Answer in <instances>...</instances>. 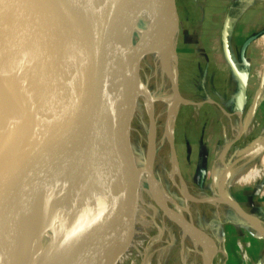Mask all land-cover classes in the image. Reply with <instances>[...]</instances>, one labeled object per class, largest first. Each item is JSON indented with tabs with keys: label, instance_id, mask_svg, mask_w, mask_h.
<instances>
[{
	"label": "water",
	"instance_id": "water-1",
	"mask_svg": "<svg viewBox=\"0 0 264 264\" xmlns=\"http://www.w3.org/2000/svg\"><path fill=\"white\" fill-rule=\"evenodd\" d=\"M168 1L170 8L167 14L161 15L162 23L156 27L164 39L153 46L154 28L149 35L135 41L130 23L121 27L128 0H0V25L9 23L14 26L13 41L0 69L3 94L0 117L7 110L22 77L42 64L56 67L76 91V107L56 115L45 127L44 133L53 149L52 158L22 174L8 172L3 175L0 172V264L39 261L41 235L43 229L53 223L55 213L49 186L58 172L67 173L70 186L79 179L97 182L110 199V203L102 204L99 211L86 213L80 230L74 227L69 254L89 234L94 235L93 250L114 243L118 247L124 246L123 238L134 223L136 211V194L132 185L139 178L138 161L130 139V123L138 97L141 96L144 102L151 95L148 83L140 75L142 59L146 55L152 64L149 73L152 78H160L155 74L156 67L151 59L153 52L160 54L161 66L162 62L170 61L171 68L176 71L178 11L176 0ZM163 19L170 22L168 29ZM228 27L227 16L221 30L222 48L227 62L236 71L228 51ZM253 38L250 36L244 41L241 56ZM236 74L235 113L240 115L246 100L247 74L245 71ZM175 81L176 93L180 95L177 75ZM146 112L148 150L149 135L151 131L155 132L156 122L148 109ZM240 124L243 129L247 127L242 122ZM243 129L229 141L226 149L239 138ZM263 147L264 139L242 155L236 157L237 150H233L226 161L222 159L223 170L215 197H220L222 204L232 208L264 239V227L226 191V182L236 163L244 157H253ZM154 157L152 154L149 158L144 174L149 193L158 205L160 198L168 208H173L154 188L151 189L157 180ZM0 159L3 163L9 159L1 147ZM179 176L183 179L180 172ZM84 186L82 182V189ZM76 192L81 191L77 189L71 193ZM84 197L92 198L89 194ZM180 216L179 221L168 219L211 243L204 264H214L218 251L214 238L194 222L190 212ZM134 244L135 241L132 247Z\"/></svg>",
	"mask_w": 264,
	"mask_h": 264
},
{
	"label": "bare ground",
	"instance_id": "bare-ground-1",
	"mask_svg": "<svg viewBox=\"0 0 264 264\" xmlns=\"http://www.w3.org/2000/svg\"><path fill=\"white\" fill-rule=\"evenodd\" d=\"M168 8H170L168 0H128L121 27L124 28L125 25L130 23L135 41L149 35L154 28L152 30L154 37L151 44L155 46L160 39H164L156 27L162 23V20H160L161 15L167 14ZM163 20L167 23L168 29L170 22L168 23V19ZM136 27L143 29L140 37ZM13 37L14 26L12 24L0 25V69L9 52ZM151 59L156 67L155 74H158L162 81L168 83L169 95L161 98L157 113L154 112V103L157 98L150 95L144 101V107L146 110L148 109L149 115L152 114V117L159 118L161 121L157 124L158 131L150 132L149 148L144 153L141 165L144 170L143 173L145 174L148 169L149 158L152 154L157 156L162 151H168L170 158L168 176L174 183H176V179L179 180L185 200H195L197 202L207 200L212 204L221 203L222 199L220 197L192 196L184 178L181 179L179 176L173 148V122L175 118L174 109L177 105H181L185 98L176 93L175 80L177 74L171 68L170 61L162 62L161 66V58L158 52H153ZM1 92L0 90V100L3 95ZM14 92L7 110L0 117V147L3 148L9 158L4 163L0 159V172L3 175L8 172L22 174L49 161L52 158L53 149L44 133L45 127L52 122L56 115L69 112L76 107V91L56 67L46 63L30 69L22 77L21 83L17 85ZM237 130L235 129V132ZM245 172L241 171L235 175L232 183L248 177L249 174L255 176V172L244 174ZM82 182L85 185L83 189ZM153 188L161 198L173 206V208H168L165 202L159 198L158 202L165 205L168 216L179 221L181 220V213L185 216L189 213V205L186 203L184 206L180 205L176 199L165 191L158 179L151 185V189ZM77 189L81 192L71 193L72 190L77 191ZM49 191L52 195V206L55 209L53 223L43 229L38 249L39 261H31V264H68L69 262L72 264H102V252L105 247L93 250L94 235L92 234L84 237L78 248L69 254L75 235L74 227L76 226L80 230L86 213L99 211L102 205L97 182L92 183L86 179H79L70 186L67 173L58 172L52 178ZM88 194L92 198L84 197ZM179 229L183 255L185 244L188 243L192 247L195 259L204 264L205 255L208 253L211 243L204 238L195 237L187 228L181 229L179 227ZM130 233L131 230H128L125 236L130 235Z\"/></svg>",
	"mask_w": 264,
	"mask_h": 264
},
{
	"label": "crops",
	"instance_id": "crops-1",
	"mask_svg": "<svg viewBox=\"0 0 264 264\" xmlns=\"http://www.w3.org/2000/svg\"><path fill=\"white\" fill-rule=\"evenodd\" d=\"M178 11V34L176 41V73L184 67L180 54L183 19H189V12H197L199 21H209L205 36H210L212 50L216 51L215 62L224 70L222 79H213L208 72L209 61L199 59L196 67L201 68V79L197 88L190 87L189 94L180 95L187 100L177 111L174 124V140L178 153L183 152L187 164L193 167L192 180L203 191L214 189L223 170L222 158L229 139H227L226 122L233 123L236 111V95L238 76L236 73L245 71L247 74L246 100L238 115L242 123L248 127L260 120L256 135L242 144L232 143L235 156L258 145L264 139V2L262 0H176ZM229 17L228 51L236 71L227 62L222 48L221 30L226 17ZM191 19V16H190ZM208 23V22H207ZM202 35V32L199 33ZM254 38L247 44L243 56L241 47L244 41ZM182 63V65H181ZM217 65V66H218ZM183 68V69H182ZM200 125L192 128L194 121ZM232 125V124H231ZM177 134V135H176ZM228 149V148H227ZM251 158V163L240 168H256L257 175L248 180L231 183L226 191L231 198L246 212L252 215L264 227V147ZM188 160V161H187ZM233 173L231 177H233ZM230 177V178H231ZM222 203H220L221 205ZM220 205L216 206L219 207ZM223 209L216 211V228L208 232L215 240L218 261L214 264H261L264 260V239L232 208L223 204ZM246 245V256L238 246Z\"/></svg>",
	"mask_w": 264,
	"mask_h": 264
},
{
	"label": "rangeland",
	"instance_id": "rangeland-1",
	"mask_svg": "<svg viewBox=\"0 0 264 264\" xmlns=\"http://www.w3.org/2000/svg\"><path fill=\"white\" fill-rule=\"evenodd\" d=\"M197 12H189V19H183L182 26V37L180 40V54L183 57L184 69L182 73H179L178 77V89L185 96L189 94V88L192 89L199 88L201 76V68L196 67V63L199 59L204 61V58L209 61L210 65L208 72L210 75L214 76L213 79H222L225 73L222 71L217 62L214 60L216 51L212 50V43L209 41L210 36H205L204 33L208 31L209 21L203 22L199 21ZM191 16V19H190ZM138 36H141L143 29L136 27ZM202 32V35L199 33ZM182 65V63H181ZM218 65V66H217ZM142 68L140 71L141 77L146 80L149 85L150 93L152 97L157 98L154 103V112L157 113L160 107V100L163 97L169 95L168 83L162 81L160 78H152L149 76L150 69L153 68L152 64L147 61V56L145 55L142 59ZM152 67V68H151ZM150 79V80H149ZM152 80V81H151ZM180 105H177L174 109V116L176 110ZM146 109L144 107V102L142 97L139 96L135 106L134 116L130 123V139L138 161V180L132 185L135 188L136 194V211L134 215V223L131 224L128 230H131L130 235L124 236V246L118 247L116 243L108 245L102 252L101 263L102 264H202L199 260L195 259L194 252L192 253V247L188 243L185 244L184 255L182 248L180 246V229L179 227L171 221L169 218L174 219L171 216H166V207L162 203L159 205L153 199L149 193V185L146 183L143 173V168H141L143 162V156L147 149V135H148V117L146 114ZM233 123L226 122L224 124L225 129H227V139L232 140L236 136L235 129L239 130L240 122L239 116L233 113ZM161 119L155 117L156 130L158 131V123ZM175 124V121H174ZM173 124V127H174ZM232 124V125H231ZM200 125L199 120L194 121L193 129H197ZM260 125V120L254 121L250 127H242V133L239 138H237L232 143H238L239 145L244 142L250 141L254 135L257 133V129ZM240 129V130H241ZM177 135V134H176ZM174 128H173V148L175 151V156L177 159V165L182 178L187 184L189 193L192 196H202V197H215L214 189L203 191L196 186L193 176V167L185 162L183 152H179L176 148L178 144H175L174 140ZM232 143L228 145V149L224 150L223 161H226L231 152L234 150L235 146ZM248 150L246 148L240 149V152ZM238 156V155H237ZM236 156V157H237ZM235 158V157H234ZM188 161V160H187ZM251 158L249 156L240 159L231 173L237 172L240 168H244L249 164ZM253 166V165H249ZM254 167V166H253ZM153 169L156 178L161 182L165 191L172 196L174 199L180 203V205H189V212L194 220V222L203 230L208 232H213L217 225L216 211L218 209H223V204H212L207 200L195 201V200H185L181 188L179 185V180L176 179V183L168 176L170 170V158L168 151H162L157 156H155ZM242 172H255L257 175L256 168H246L241 170ZM240 171V172H241ZM246 172L244 174H246ZM239 172L229 177L226 182V188L229 189V181L234 178ZM254 176V177H255ZM253 178L249 174L246 178H241L239 181L248 180ZM230 179V180H229ZM98 185V183H97ZM99 188L101 203H110V199L104 188ZM181 192V193H180ZM184 199V200H183ZM220 205L216 208V206ZM209 234V233H208ZM138 237V238H137ZM135 241L134 247L133 242ZM240 252L243 256H246V245L244 243L238 244ZM132 247V248H131ZM130 254V255H129ZM188 256V257H187ZM218 261L217 254L215 255Z\"/></svg>",
	"mask_w": 264,
	"mask_h": 264
},
{
	"label": "built area",
	"instance_id": "built-area-1",
	"mask_svg": "<svg viewBox=\"0 0 264 264\" xmlns=\"http://www.w3.org/2000/svg\"><path fill=\"white\" fill-rule=\"evenodd\" d=\"M262 1L264 2V0H262ZM240 127H241V125H240ZM240 127H239V128H240ZM237 132H238V130L236 131V133H237Z\"/></svg>",
	"mask_w": 264,
	"mask_h": 264
},
{
	"label": "flooded vegetation",
	"instance_id": "flooded-vegetation-1",
	"mask_svg": "<svg viewBox=\"0 0 264 264\" xmlns=\"http://www.w3.org/2000/svg\"><path fill=\"white\" fill-rule=\"evenodd\" d=\"M238 116V115H237Z\"/></svg>",
	"mask_w": 264,
	"mask_h": 264
}]
</instances>
